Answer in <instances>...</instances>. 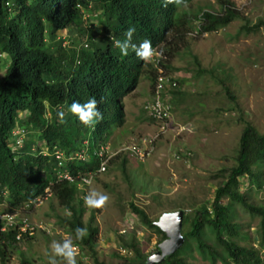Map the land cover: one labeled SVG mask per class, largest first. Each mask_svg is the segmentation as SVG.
Masks as SVG:
<instances>
[{"label":"trees","instance_id":"trees-1","mask_svg":"<svg viewBox=\"0 0 264 264\" xmlns=\"http://www.w3.org/2000/svg\"><path fill=\"white\" fill-rule=\"evenodd\" d=\"M216 1L220 7L217 12L192 10V0L169 3L166 7L165 0H0V70L4 67L0 72V201L4 198L13 209H25V204L49 193L68 212L59 219L60 226L73 237L74 244L90 252L93 264H104L96 257L94 213L85 223L78 182L56 178L60 168L52 153L57 149L69 155L80 149L86 138L92 140L90 146L94 147L120 127L121 98L136 86L141 76L150 81L152 95L157 75L154 64L141 60L131 49L128 55H122L114 40L123 41L126 30L134 27L132 43L139 45L149 39L153 48L164 56L158 64L166 72L174 70L170 64L172 58L190 55L187 42L190 32L211 33L241 18L232 1ZM81 8L97 13V27L82 26ZM261 28L264 29V20L251 26L245 23L241 29L249 33ZM61 33L70 36L67 46L63 45ZM204 72L199 69L197 74ZM168 93L172 110L182 101L184 92L174 88ZM91 97L98 101L103 119L86 126L69 107L73 101L83 104ZM60 111L65 113V123H60ZM16 127L25 129L21 147H17L16 135L12 134ZM42 145H47L49 155L41 154ZM119 157L117 154L109 161L108 169ZM125 161L118 164L124 174ZM66 164L71 175L98 168L94 158L90 162ZM263 165L264 133L245 122L234 164L220 170L222 181L213 200L209 206H196L190 213L184 211L181 230L184 243L159 264H188L187 258L193 257V253L208 264H264L259 251L248 244V235L234 221L233 210L234 205H240L259 217V245L264 247V206L254 205L240 190L241 179L245 177L248 186L263 188ZM45 188L49 192H44ZM129 207L143 226L160 236L155 246L157 251V245L165 239L154 225L159 217L151 220L135 204L130 203ZM2 226L0 222V264H7L11 252L30 240L32 234L21 233L14 226L1 230ZM77 227L87 228L82 240L75 237ZM122 247L133 256H122L121 264H146L147 255L141 252L134 237L123 241ZM20 264L31 263L21 259Z\"/></svg>","mask_w":264,"mask_h":264},{"label":"rangeland","instance_id":"rangeland-1","mask_svg":"<svg viewBox=\"0 0 264 264\" xmlns=\"http://www.w3.org/2000/svg\"><path fill=\"white\" fill-rule=\"evenodd\" d=\"M230 1L241 18L211 33L198 35L193 30L187 36L190 55L176 56L170 62L174 70L167 74L175 83L178 81L174 88L184 95L172 107L167 128L159 131L157 124L143 112L151 90L150 81L141 76L121 101L122 125L112 131L106 142L109 148L106 150L112 154L109 161L117 154L120 157L110 163L109 169L108 162L105 172L96 174L89 184L78 185V197L83 200L92 190L109 197L102 208L89 207L85 200L83 203L85 223L94 213L95 251L99 262L121 264L122 256H133L122 247L123 241L132 237L147 256L156 251L160 236L141 224L130 210V203L143 209L151 220L165 212L190 213L196 206H209L222 181L218 175L220 170L234 164L245 122L264 133V29L249 33L241 29L245 23L251 26L264 20V0ZM190 7L214 12L220 9L216 0H192ZM89 24L98 25L94 19L82 22V26ZM64 44L67 46L69 39ZM3 68L2 65L1 73ZM199 69L205 72L198 75ZM212 70L214 75L208 73ZM226 88L233 99L228 97ZM134 146L151 148L149 155L142 160L132 157L128 148ZM124 159L125 174L118 167ZM248 182L247 177L242 178L240 190L254 205L264 206V178L261 189L248 186ZM37 200L30 209H13L4 198L0 201V214L13 210L17 214L15 221L26 219L33 227L32 238L11 252L7 264H20L21 259L31 264H49L52 242L73 239L59 222L68 212L49 194ZM233 210L234 221L249 237L248 244L258 250L259 217L240 205H234ZM76 247L77 264H93L90 252L80 245ZM192 256H188V264H208L196 253ZM55 259L58 264H66L61 257Z\"/></svg>","mask_w":264,"mask_h":264},{"label":"clouds","instance_id":"clouds-1","mask_svg":"<svg viewBox=\"0 0 264 264\" xmlns=\"http://www.w3.org/2000/svg\"><path fill=\"white\" fill-rule=\"evenodd\" d=\"M180 2H181V0H165L164 6L166 7L167 4H169V3L179 4ZM160 8L162 9L161 6H160ZM80 10H81V13L83 15V17H82L83 20L94 19L97 21V17H98L97 13L93 14L91 11H85L86 9H83V8H81ZM88 10H90V9H88ZM84 16H88V18H84ZM90 20H89V22H90ZM97 24L99 25L98 21H97ZM134 32H135L134 27L128 28L125 32V39L123 41L114 40L116 47H118L120 49V52L122 55H128L129 49H131L132 51L135 52L136 56L139 57L141 60L153 63L155 70H156V74H157L158 66L160 68H162V66H160L158 64V61L160 59H164V56L162 54H160L159 52H157L156 49L153 48L152 42L149 39H144L143 41H141L139 43V45L132 43V36H133ZM59 36H61V38L63 39V45H65L64 41H68V39L70 37L68 34H62V33L59 34ZM69 42H70V40H69ZM87 46H88L87 44H83L84 48H87ZM163 71H165V70L163 69ZM165 73L167 74L166 71H165ZM125 95L121 98V101L125 97ZM121 105H122V103H121ZM69 111L73 115H76L79 118V120L83 124H85L86 126L93 125L96 122L103 119V114L98 109V101L96 100L95 97H91L86 103H83V104H81L80 102H77V101H73L69 107ZM143 112H145L144 109H143ZM145 115H146V113H145ZM58 116H59L60 123L66 122L65 121V113L63 111H60L58 113ZM146 117L148 120L153 122L151 119L148 118L147 115H146ZM112 131H111L110 135L112 134ZM12 134L16 135L17 147H21V143H22L23 138H24L23 135L25 134V129H23L21 127H19V128L16 127L12 131ZM110 135L106 139H104L103 141L96 143V145L94 144L95 145L94 147L90 146L91 143H93V142H91L92 140L89 138H86L81 142L80 149H78L77 151H75L73 153H70L69 155L64 154L62 151L54 149L52 155L56 160L57 167L60 168L59 170L56 171V175H55L56 178L58 180H67L70 182L75 180L78 182V185L79 184L85 185L86 183L83 182V178H88L90 180L89 181V183H90L92 181V178H94L96 176V174L104 173L106 170V165L109 162L110 156H112L111 151L106 150L108 148V146H106L107 145L106 142H107L108 138L110 137ZM40 148H41V154L43 156L49 155L47 145H42V146H40ZM11 149L13 150V147ZM92 158H94L98 161V168L95 171H88L85 173H79L78 172L75 175H71V173L66 169V165H67L66 163L67 162H74V161L90 162V160ZM102 162L104 163V170L103 171L100 170ZM89 183H87V184H89ZM44 192H49V189L45 188ZM47 194H49V193H47ZM37 198L35 200H33L32 202L25 204L24 205L25 209L29 208L30 204H35L38 201ZM84 200H85V204L89 207L102 208L107 204L109 197L107 194H103L99 191L92 190L84 197ZM8 212L9 213H3L0 215H14V216L17 215V214H15V212H13V210L8 211ZM14 219L16 220V217H14ZM19 221H16V222H19ZM0 222L3 223V226H2V228H3L5 220H0ZM14 227L19 229L20 226L17 225ZM19 231H20V229H19ZM86 235H87V228L77 227L75 229V237L77 240H82ZM51 249H52L53 255L49 257V264H58L55 257L63 258V260L66 262V264H77L76 256L78 255V249H77L76 245L74 244L73 239L71 237L65 238L62 242L53 241L51 244Z\"/></svg>","mask_w":264,"mask_h":264},{"label":"built area","instance_id":"built-area-1","mask_svg":"<svg viewBox=\"0 0 264 264\" xmlns=\"http://www.w3.org/2000/svg\"><path fill=\"white\" fill-rule=\"evenodd\" d=\"M175 86V82L172 81V78L158 66L153 93L151 98L143 105V109L148 118L153 121L152 123L157 124L159 131H163L167 128V124L171 116V107L168 103L170 95L168 92L174 89ZM128 150L132 157L142 160L144 157L149 155L151 148L149 149L148 147L134 146L132 148H128ZM100 170H104L103 162L101 163ZM89 181L90 180L88 178H83L84 183L87 184ZM0 220H5L4 227L1 230L6 229V227L18 225L20 226V232L28 231L29 235L32 234L33 227L29 225L26 219H21L19 222H16L14 215H0ZM19 236L20 234L17 235V238H19ZM258 248L260 258L264 262V247L259 245Z\"/></svg>","mask_w":264,"mask_h":264},{"label":"water","instance_id":"water-1","mask_svg":"<svg viewBox=\"0 0 264 264\" xmlns=\"http://www.w3.org/2000/svg\"><path fill=\"white\" fill-rule=\"evenodd\" d=\"M183 217V210H175L161 214L154 221V225L165 235V239L157 245V251L147 256L146 264L162 263L183 245L184 236L181 233Z\"/></svg>","mask_w":264,"mask_h":264}]
</instances>
